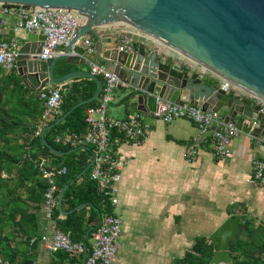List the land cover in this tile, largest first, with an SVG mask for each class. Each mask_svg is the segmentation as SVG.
Here are the masks:
<instances>
[{"label": "crops", "instance_id": "1", "mask_svg": "<svg viewBox=\"0 0 264 264\" xmlns=\"http://www.w3.org/2000/svg\"><path fill=\"white\" fill-rule=\"evenodd\" d=\"M0 18L6 19L3 27L16 31L17 17L0 9ZM101 30L107 38L113 39L111 44L103 45V51L122 46L126 39L122 35L132 33L131 28L120 24H110ZM31 34L23 31L16 32V36L0 35L3 36L0 42L6 39L20 42L21 52L25 54L21 60L25 63L19 67L26 78L22 77L16 65L18 74L28 88L40 91L51 61L41 63L27 55L40 51L44 43H32L28 40ZM87 40L92 43V53H88L84 45ZM95 43V38L88 37L77 45L73 50L78 58L77 65H71L72 71L91 72L89 61L105 65L100 59L102 55L95 51ZM150 47L161 60L182 66L188 72L196 71L207 83L222 86L223 80L215 74L193 64L168 46L151 41ZM65 49L66 46L59 55ZM31 61H36L37 66ZM107 65L109 69H114L109 63ZM1 66L7 73L13 69ZM36 71H39L40 77L35 76ZM72 82L69 81L68 85ZM139 94L131 86L119 89L114 93L108 108V115L115 119H126L142 113L146 121L153 125L150 137L143 144L125 140L120 144L119 159L127 163L121 174L119 204L115 206L123 221L120 237L122 247L111 264H176L192 250L198 239L211 241V235L219 225L233 215L241 216L244 224L247 221H252L254 226L264 224V186L247 182L253 174V160L264 159V136L260 139L254 137L248 125H245L230 149L233 158H218L213 153L212 144L217 126L203 134L199 125L191 119L177 118L171 123L155 120L148 105H139L135 99ZM229 94L231 97L241 96L253 107L259 105L256 97L239 88L232 89ZM227 112L224 109L218 113L222 123ZM94 116L99 117L98 114ZM19 136L23 139L27 134L19 132ZM2 174L6 176L4 172ZM90 207L91 204H88L84 208ZM62 209L60 220H66L72 211L64 208V205ZM54 225H58L57 220L49 218L45 208H42L38 238L32 244L22 239L15 243L14 248L21 256L20 264L27 259L32 264H84L85 255L52 253L48 250L44 239L53 236ZM90 237L91 234L89 238L86 236V240H89L86 244L88 247L90 244L92 251L94 241L93 236ZM35 242H39L37 247H34Z\"/></svg>", "mask_w": 264, "mask_h": 264}, {"label": "water", "instance_id": "2", "mask_svg": "<svg viewBox=\"0 0 264 264\" xmlns=\"http://www.w3.org/2000/svg\"><path fill=\"white\" fill-rule=\"evenodd\" d=\"M0 3L74 8L88 15L87 21L62 54L49 63L47 78L40 91L46 85L61 86L62 90H66L68 82L76 78L95 80L97 90L48 126L43 138L49 127L63 122L79 106L99 99L103 91V79L91 72L72 71L62 77L55 75L58 61L65 60L68 65H77L78 58L73 50L88 37L95 38V51L102 55L100 59L107 69L108 63L114 66V69L109 70L124 79L135 93H140L134 95L135 99L139 105H148L150 113L154 112L158 99L199 104L209 112L220 113L225 109L229 111L225 116V124L234 123L244 130L246 121L251 120L255 123L253 136L258 139L264 136L263 105L253 107L241 96L231 97L222 86L207 83L196 71L188 72L182 66L161 60L150 47L151 41L164 44L221 80L264 101V0H0ZM5 23L6 19L0 18V35L16 36L15 30L3 27ZM110 24L133 28L135 33L122 35L134 42L133 54L119 52V47L103 51V45L111 44L113 39L107 38L101 28ZM28 40L36 43L45 41L46 36L32 33ZM35 62L30 63L35 65ZM24 63L20 59L16 65L22 77L26 78L19 67ZM35 76L40 77L39 71H36ZM239 117L242 119L239 120ZM52 152L61 157L66 154L53 148ZM92 165L93 161L78 179ZM76 181L61 191V211L65 195ZM84 207H88V204L79 206L75 211ZM246 229L242 217L236 215L219 225L211 235L214 252L210 264H233V243L244 237ZM94 230L95 227H92L87 238ZM38 244L35 242L34 247ZM88 255H85L84 261Z\"/></svg>", "mask_w": 264, "mask_h": 264}, {"label": "built area", "instance_id": "3", "mask_svg": "<svg viewBox=\"0 0 264 264\" xmlns=\"http://www.w3.org/2000/svg\"><path fill=\"white\" fill-rule=\"evenodd\" d=\"M0 9L4 13L18 18L16 32L39 33L46 36L41 50L27 54L31 59L38 62L49 63L59 56L60 50L67 46L79 28L87 21L88 15L78 9L65 7H43V6H18L0 3ZM132 32L135 33L132 27ZM81 43V42H80ZM79 43V44H80ZM88 53L93 52L90 40L84 44ZM119 52L134 53V42L128 39L119 47ZM20 42L17 39L0 42V65L14 68L22 59L23 54ZM91 74L102 77L104 88L95 106L86 110V121L88 128L83 134L65 133L59 135L58 142L69 145L72 148L90 147L94 150L92 154L93 165L90 168V180L97 184L102 196V206L105 209L101 215L100 222L93 235L94 245L89 253V247L84 242H76L69 235L63 233L58 225L53 227V236L45 238L44 242L52 253L65 252L84 256L89 253L84 264H111L113 258L121 249L120 241L122 233V218L115 210L119 204V196L122 183V171L127 165L119 159L120 144L124 140L135 144H143L150 137L153 125L148 123L142 113L126 119H115L108 115V108L113 100L114 93L119 89L128 88V84L118 76L117 73L107 69L105 65L89 61ZM47 78V77H46ZM46 78L42 80L44 83ZM222 88L226 92L236 89L235 85L223 81ZM42 92L46 111L43 121L38 126L37 136L43 135L56 117L62 115L63 96L56 86L46 85ZM264 106V101L257 99ZM98 114L99 117L94 115ZM151 116L158 121L171 123L177 118H187L196 122L203 134H207L212 127L217 126L213 136V153L221 159L233 158L230 149L243 130L234 123H222L217 112L205 111L204 108L195 103L171 102L158 99L156 108ZM254 122L247 120L250 131H253ZM116 133L121 138H116ZM32 146H28V153L24 156L31 159ZM49 161H35L36 168L40 170L42 177L48 182L49 189L45 194L44 208L49 218H54L55 211L60 203V190L57 183L59 176H65L69 170L64 167L60 170H49L45 167ZM253 174L247 180L250 185L264 186V159L253 160ZM110 206V210L107 207ZM209 244L211 241H208ZM0 264H11L10 261L0 256Z\"/></svg>", "mask_w": 264, "mask_h": 264}, {"label": "trees", "instance_id": "4", "mask_svg": "<svg viewBox=\"0 0 264 264\" xmlns=\"http://www.w3.org/2000/svg\"><path fill=\"white\" fill-rule=\"evenodd\" d=\"M70 72L71 65L64 60L58 62L56 77ZM67 85L66 90L56 86L63 96L62 114L79 101L90 98L97 90V82L88 78H76ZM97 103L98 99L79 106L63 122L49 127L45 138L37 136L38 126L46 111L42 92L32 91L23 84L16 67L7 73L0 65V256L11 264H20L21 256L14 248L19 239L32 244L38 238L39 213L44 208L49 184L36 168L34 162L37 160L49 161L45 164L49 170L68 168L67 175L57 178L60 193L65 186L77 180L65 195L64 208L74 211L83 204H91L90 208L74 211L66 220H60L62 211L58 207L54 218L59 229L76 242L89 243L86 236L91 227H95L91 237L94 235L105 211L102 196L97 184L89 178L90 170L78 179L91 163L94 150L90 147L72 148L58 142V137L67 132L85 133L88 128L86 110ZM19 132L27 134V137L20 139ZM113 135L122 139L116 133ZM30 145L31 159H26L24 156ZM52 148L66 154L56 156ZM107 210H110V206ZM246 224L244 237L233 243V264H264V224L254 226L252 221H247ZM90 248L89 244V253ZM213 252L212 241L209 244L205 238H200L192 250L176 264H210ZM21 264H32V261L27 259Z\"/></svg>", "mask_w": 264, "mask_h": 264}, {"label": "bare ground", "instance_id": "5", "mask_svg": "<svg viewBox=\"0 0 264 264\" xmlns=\"http://www.w3.org/2000/svg\"><path fill=\"white\" fill-rule=\"evenodd\" d=\"M181 56H183V55H181ZM184 57V56H183ZM186 58V57H185Z\"/></svg>", "mask_w": 264, "mask_h": 264}, {"label": "rangeland", "instance_id": "6", "mask_svg": "<svg viewBox=\"0 0 264 264\" xmlns=\"http://www.w3.org/2000/svg\"><path fill=\"white\" fill-rule=\"evenodd\" d=\"M60 195H61V193H60Z\"/></svg>", "mask_w": 264, "mask_h": 264}]
</instances>
